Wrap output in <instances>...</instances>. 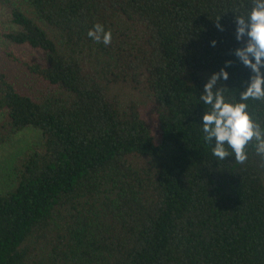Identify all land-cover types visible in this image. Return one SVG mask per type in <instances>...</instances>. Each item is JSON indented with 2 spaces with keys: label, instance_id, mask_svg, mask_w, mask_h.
<instances>
[{
  "label": "trees",
  "instance_id": "1",
  "mask_svg": "<svg viewBox=\"0 0 264 264\" xmlns=\"http://www.w3.org/2000/svg\"><path fill=\"white\" fill-rule=\"evenodd\" d=\"M2 1L26 58L0 63V146L43 140L0 196V264H264V157L253 141L245 164L218 160L199 100L221 68L226 98L245 89L251 0ZM247 103L264 127V101Z\"/></svg>",
  "mask_w": 264,
  "mask_h": 264
},
{
  "label": "clouds",
  "instance_id": "2",
  "mask_svg": "<svg viewBox=\"0 0 264 264\" xmlns=\"http://www.w3.org/2000/svg\"><path fill=\"white\" fill-rule=\"evenodd\" d=\"M217 28L223 30L218 23ZM236 40L244 41L235 49V56L250 69L251 76L246 87L239 92V99L226 98L228 89L221 83L229 79V73L221 68L211 75L204 84L199 97L207 109L203 114V139L213 143V155L218 160L234 156L235 162L245 164L248 160V146L255 142V151L264 157V127L253 119L248 101H264V0H251V8L246 14L235 15ZM88 37L96 43L109 46L112 42L111 30L96 23L89 29ZM245 37L247 38L245 40ZM215 41H212L213 46ZM232 61H226L230 66Z\"/></svg>",
  "mask_w": 264,
  "mask_h": 264
},
{
  "label": "rangeland",
  "instance_id": "3",
  "mask_svg": "<svg viewBox=\"0 0 264 264\" xmlns=\"http://www.w3.org/2000/svg\"><path fill=\"white\" fill-rule=\"evenodd\" d=\"M8 4L10 3L0 2V63L19 66L21 59L26 58V53L22 48L2 37V33L15 28L13 9ZM2 120L3 116H0V121ZM42 140L41 131L30 127L0 146V196L6 195L16 186L15 167L18 159L26 152L40 146Z\"/></svg>",
  "mask_w": 264,
  "mask_h": 264
}]
</instances>
